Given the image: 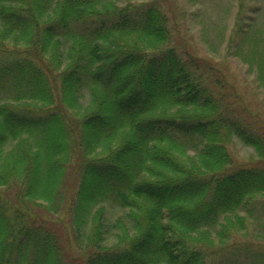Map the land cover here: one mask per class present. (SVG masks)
Listing matches in <instances>:
<instances>
[{"label": "trees", "instance_id": "1", "mask_svg": "<svg viewBox=\"0 0 264 264\" xmlns=\"http://www.w3.org/2000/svg\"><path fill=\"white\" fill-rule=\"evenodd\" d=\"M120 2L0 0V264H207L264 195L225 145L264 158L263 126L157 2Z\"/></svg>", "mask_w": 264, "mask_h": 264}, {"label": "rangeland", "instance_id": "2", "mask_svg": "<svg viewBox=\"0 0 264 264\" xmlns=\"http://www.w3.org/2000/svg\"><path fill=\"white\" fill-rule=\"evenodd\" d=\"M157 2L168 20L167 47L209 60L224 79L225 99L236 117L264 131V0H121L119 4ZM240 20L236 24L237 20ZM236 24V25H235ZM249 32V35L246 33ZM234 166L264 167V158L232 136L225 143ZM245 227L224 243L202 247L207 264H264V195L255 194ZM78 254L75 244H71Z\"/></svg>", "mask_w": 264, "mask_h": 264}]
</instances>
